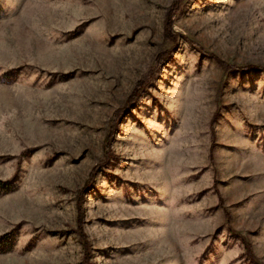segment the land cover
Listing matches in <instances>:
<instances>
[{
	"label": "rangeland",
	"instance_id": "obj_1",
	"mask_svg": "<svg viewBox=\"0 0 264 264\" xmlns=\"http://www.w3.org/2000/svg\"><path fill=\"white\" fill-rule=\"evenodd\" d=\"M224 62L264 0H0V264H264V71Z\"/></svg>",
	"mask_w": 264,
	"mask_h": 264
},
{
	"label": "trees",
	"instance_id": "obj_2",
	"mask_svg": "<svg viewBox=\"0 0 264 264\" xmlns=\"http://www.w3.org/2000/svg\"><path fill=\"white\" fill-rule=\"evenodd\" d=\"M178 6V3H175L172 8H176ZM173 23V13L172 10L170 9L166 23H165V32H166V37L168 40L171 42V45L167 48H164L156 53L154 56V63L147 69L145 73L137 80L135 83L134 88L128 95L126 102L124 103L123 106L119 107L113 116L112 119V128H110V131L108 132V138L106 139V145H105V158L103 162L96 163L90 170L89 172V177L87 178L86 185L84 188L88 187L92 183V180L94 179L95 176V171L96 169H100V167L103 165V163H112L110 160L113 159V161L116 162L118 157L109 149V140L110 137L112 136L114 132V128L116 127L117 121L123 117V115L129 111V107H131L132 104H134L137 99L138 95L143 91V89L147 86V84L150 82L152 78L155 77L156 73L158 72L160 66L166 62L168 59L173 57V52L175 49V45L177 43V32L173 29L172 27ZM203 54H210L211 52H205L202 48L200 49ZM205 52V53H204ZM212 55V54H211ZM214 56V55H213ZM216 58V56H214ZM217 60L223 62L221 59L216 58ZM224 67L227 69H232V70H238L239 72H247L249 70H262L264 71V64H243V65H235L231 63L224 62ZM114 163V162H113ZM11 184H12V179H1L0 178V190L1 191H8L11 189Z\"/></svg>",
	"mask_w": 264,
	"mask_h": 264
}]
</instances>
